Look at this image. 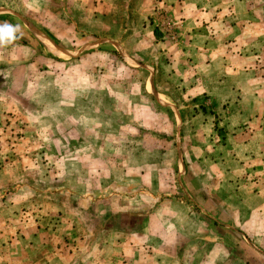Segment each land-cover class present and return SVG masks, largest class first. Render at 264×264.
Instances as JSON below:
<instances>
[{
    "label": "rangeland",
    "instance_id": "obj_1",
    "mask_svg": "<svg viewBox=\"0 0 264 264\" xmlns=\"http://www.w3.org/2000/svg\"><path fill=\"white\" fill-rule=\"evenodd\" d=\"M1 109L10 199L73 264H127L151 214L180 264H264V0H0Z\"/></svg>",
    "mask_w": 264,
    "mask_h": 264
},
{
    "label": "crops",
    "instance_id": "obj_2",
    "mask_svg": "<svg viewBox=\"0 0 264 264\" xmlns=\"http://www.w3.org/2000/svg\"><path fill=\"white\" fill-rule=\"evenodd\" d=\"M42 38L43 40L44 38L47 39L46 37ZM163 44L165 43L157 44V46L162 47ZM165 47L166 45L163 46V48ZM174 49V47L170 48V51L172 52ZM220 49L223 48L220 47ZM162 53L166 52L163 51ZM22 120H24V116ZM15 121H18L19 125V114L15 116L13 110L10 109L0 110V263L31 264V261L32 264H73L78 254L81 253L71 251L73 242L70 241L71 243H69L64 240V237H70L71 239V236H73V223L66 219L63 224L57 226V229H45L43 227L44 223H42V209L36 210L30 218L22 215V210L27 207L22 193L24 190L16 189L13 192L16 194V198L10 199L11 192L9 193V189L11 184L17 181L15 179L22 176V173L20 174L18 171H10V163L13 158L11 159L5 151L4 134L10 127H14ZM16 173L17 177H15ZM251 195L252 199L258 202L254 209L261 212L264 192L252 189ZM201 208L209 215L215 216L213 213L214 208L207 206V203H204ZM199 213L200 211L197 210L193 215L199 217ZM225 215L227 216V214ZM175 216L177 215L170 214V218ZM157 220V214H151L144 232L137 235L126 233L127 235H124V238L119 235V238L124 239V242L113 247L114 259H126L127 264H180L176 261L178 259V245L181 241L195 240V236L187 234L183 239L176 237L177 239L174 240L172 238L151 237V232L157 229L155 227ZM191 223H193V226ZM185 227L200 230V225L195 221L187 220ZM162 231L164 233V230ZM24 233L25 235H23ZM82 236H84V233H82ZM82 236L80 237L81 245L84 247L86 238ZM206 239L212 238L207 237ZM212 252L213 248L208 251L207 257L213 256Z\"/></svg>",
    "mask_w": 264,
    "mask_h": 264
},
{
    "label": "bare ground",
    "instance_id": "obj_3",
    "mask_svg": "<svg viewBox=\"0 0 264 264\" xmlns=\"http://www.w3.org/2000/svg\"><path fill=\"white\" fill-rule=\"evenodd\" d=\"M45 40H46L48 46L51 47L54 50V52H57V53H60V54H64V52L58 50L54 45H52V43L49 40H47V39H45Z\"/></svg>",
    "mask_w": 264,
    "mask_h": 264
}]
</instances>
